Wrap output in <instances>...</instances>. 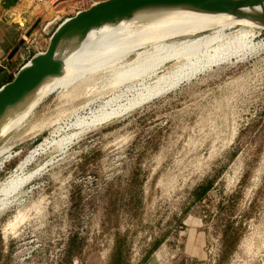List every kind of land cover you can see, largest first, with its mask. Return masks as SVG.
<instances>
[{
  "label": "rangeland",
  "instance_id": "374dc122",
  "mask_svg": "<svg viewBox=\"0 0 264 264\" xmlns=\"http://www.w3.org/2000/svg\"><path fill=\"white\" fill-rule=\"evenodd\" d=\"M103 1L13 0L4 60L23 43L0 63V87L45 51L63 20ZM252 40L251 55L76 137L59 91L11 129L0 185L44 142L21 174L46 165L0 213V264H264V31Z\"/></svg>",
  "mask_w": 264,
  "mask_h": 264
},
{
  "label": "bare ground",
  "instance_id": "6f19581e",
  "mask_svg": "<svg viewBox=\"0 0 264 264\" xmlns=\"http://www.w3.org/2000/svg\"><path fill=\"white\" fill-rule=\"evenodd\" d=\"M237 26L245 29L226 32ZM254 28L262 29L257 23L230 15L181 9L140 12L129 19L93 28L80 43L60 51L62 74L46 78L1 120L0 167L10 156L5 135L28 119L52 93L59 91L57 106L69 107L67 112L73 121L67 128L77 130L72 135L76 137L89 127L108 123L162 95L181 81L251 55L259 48L252 40ZM210 30L211 34L205 33ZM70 138L53 145L60 149ZM45 144H37L0 185V213L14 205L15 195L46 165L21 174Z\"/></svg>",
  "mask_w": 264,
  "mask_h": 264
},
{
  "label": "water",
  "instance_id": "95a60500",
  "mask_svg": "<svg viewBox=\"0 0 264 264\" xmlns=\"http://www.w3.org/2000/svg\"><path fill=\"white\" fill-rule=\"evenodd\" d=\"M255 8L260 11H254ZM173 9L230 15L237 20L257 23L262 27L258 29L264 31V0H106L95 3L63 20L50 36L45 51L34 55L10 82L0 87V122L46 78L62 74L64 63L59 57L60 51L80 43L93 28L129 19L140 12ZM22 43L23 40L19 41L3 65L11 60Z\"/></svg>",
  "mask_w": 264,
  "mask_h": 264
},
{
  "label": "crops",
  "instance_id": "0c3cea01",
  "mask_svg": "<svg viewBox=\"0 0 264 264\" xmlns=\"http://www.w3.org/2000/svg\"><path fill=\"white\" fill-rule=\"evenodd\" d=\"M30 1V0H29ZM3 5L7 6L8 9L3 8L2 10H0V26L1 27H5L4 31L2 29H0V63L2 62V64L5 63L6 60H4L3 56L6 53V49L7 47H9L10 45V41L13 38L12 35H10V32L12 31V21L6 20V15H8V13L10 14L11 12L17 10L20 8V4H16V7H13L12 5H14L13 0H4ZM8 31V32H7ZM8 33V35H7ZM5 66H7V63L5 64ZM7 76L3 77V81H7V79L11 76L8 75H12L13 77V73L7 71L6 72ZM6 84V83H5ZM2 248H6V246H4V243L2 242Z\"/></svg>",
  "mask_w": 264,
  "mask_h": 264
},
{
  "label": "trees",
  "instance_id": "16d2710c",
  "mask_svg": "<svg viewBox=\"0 0 264 264\" xmlns=\"http://www.w3.org/2000/svg\"><path fill=\"white\" fill-rule=\"evenodd\" d=\"M12 79H13L12 76L9 77V78L7 79V81L4 82V84L10 82ZM210 186H211V183L206 184V185H204V186H199V187H197V188L194 190V196L196 197L195 200H196V199H199V200H200L201 197L204 195V193L206 192V190H208V188H209Z\"/></svg>",
  "mask_w": 264,
  "mask_h": 264
},
{
  "label": "built area",
  "instance_id": "2783aa9c",
  "mask_svg": "<svg viewBox=\"0 0 264 264\" xmlns=\"http://www.w3.org/2000/svg\"><path fill=\"white\" fill-rule=\"evenodd\" d=\"M23 1H27V0H23ZM29 1V0H28ZM33 2H35V3H37V4H45V3H49V1L50 0H32ZM12 16H14V15H12ZM0 67L2 68V69H5V67H2L1 65H0ZM15 74L13 73V76H14Z\"/></svg>",
  "mask_w": 264,
  "mask_h": 264
}]
</instances>
